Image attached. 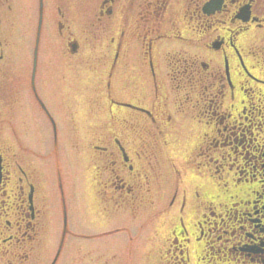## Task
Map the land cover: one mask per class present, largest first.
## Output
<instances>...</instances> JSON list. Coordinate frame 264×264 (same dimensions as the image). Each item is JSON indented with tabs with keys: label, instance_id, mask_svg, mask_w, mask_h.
Here are the masks:
<instances>
[{
	"label": "flooded vegetation",
	"instance_id": "af4514ba",
	"mask_svg": "<svg viewBox=\"0 0 264 264\" xmlns=\"http://www.w3.org/2000/svg\"><path fill=\"white\" fill-rule=\"evenodd\" d=\"M26 2L0 0V264H264V0Z\"/></svg>",
	"mask_w": 264,
	"mask_h": 264
},
{
	"label": "rangeland",
	"instance_id": "374dc122",
	"mask_svg": "<svg viewBox=\"0 0 264 264\" xmlns=\"http://www.w3.org/2000/svg\"><path fill=\"white\" fill-rule=\"evenodd\" d=\"M93 3V0H91ZM30 8L36 9L37 8V3L38 0H27L26 2ZM52 15H42L41 19V27L39 30V38L42 39H56V28L53 25H47L50 22ZM30 18L32 20V27L31 29H28L27 35H26V40H27V48L29 49V52L27 53L29 56H32V47L34 43V32H35V26L36 22L38 19V12L35 11V13L30 14ZM70 18H73V22L76 23H81V22H93L94 20V15L91 13H85V14H73L70 16ZM68 21V20H67ZM78 25H72L73 33L74 35L81 37L80 36L84 31L78 30ZM38 62H39V52H38ZM39 71V70H38ZM38 86H39V72H38ZM27 116L29 117V127L27 130H24L25 128L19 129L18 133L24 134V135H33L37 137H33L32 140L28 142H24L21 144H17L18 146H21L23 149V153L28 157V159L34 164H37L39 166V150L46 151L47 149H50L52 143H46V142H41L39 143V117H36L33 115L32 110L25 111ZM55 113H57L59 116H61V111L58 109ZM78 126V124L76 123ZM45 127V126H44ZM28 131V132H27ZM5 134V131L3 132ZM62 143L59 144V147ZM62 149L64 148V151L66 149V145L69 144H62ZM16 148V147H15ZM61 149V148H60ZM61 149V151H63ZM69 149V148H68Z\"/></svg>",
	"mask_w": 264,
	"mask_h": 264
}]
</instances>
